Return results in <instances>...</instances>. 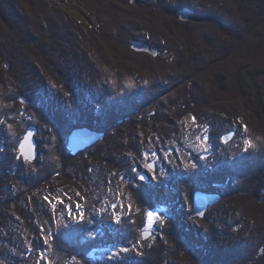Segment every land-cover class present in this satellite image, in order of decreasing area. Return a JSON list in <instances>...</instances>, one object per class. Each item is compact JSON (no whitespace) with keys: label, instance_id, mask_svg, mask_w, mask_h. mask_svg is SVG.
<instances>
[{"label":"trees","instance_id":"16d2710c","mask_svg":"<svg viewBox=\"0 0 264 264\" xmlns=\"http://www.w3.org/2000/svg\"><path fill=\"white\" fill-rule=\"evenodd\" d=\"M81 1L103 22L82 28L42 0H0V264H264V0H205L213 19L203 24L175 19L180 7L204 13L192 0ZM139 30L173 59L133 52ZM153 102L162 111L151 117ZM131 118L146 140L177 141L183 162L165 180L128 189L119 200L129 215L107 223L93 216L101 165L115 166L104 156L112 145L149 148L130 136ZM241 121L247 149L229 150L214 167L193 164L194 132L216 147V131ZM31 126L41 152L33 163L19 156ZM84 127L111 131L74 155L69 136ZM198 191L222 196L204 219L193 211ZM66 197L81 205L80 221L54 207ZM157 209L161 219L145 240Z\"/></svg>","mask_w":264,"mask_h":264},{"label":"rangeland","instance_id":"374dc122","mask_svg":"<svg viewBox=\"0 0 264 264\" xmlns=\"http://www.w3.org/2000/svg\"><path fill=\"white\" fill-rule=\"evenodd\" d=\"M42 1H44L45 3H49L50 5L54 6V8L57 9L62 15L66 16V18H68L70 21L74 22L75 24H78L82 28H91L93 25L100 23V21L102 20V19L100 20V17L97 15V13L95 12V10L91 4H85L81 0H42ZM204 1L205 0H192L191 2H192V5L194 7H197L200 11L204 12L206 9H208V4H206V2H204ZM129 2L132 6H135V7H138L139 5L144 4V3L145 4L147 3L150 7L155 6V4H156L154 0H144V2L137 3L136 5L132 4L131 0H129ZM180 8H183V7H180ZM179 9H177V10H179ZM133 10L137 11V9H133ZM138 10H141V9H138ZM177 10H176V12H177ZM176 12L174 13L175 19L180 21V22H184V21H181V20L176 18V15H175ZM199 13H201V12H199ZM201 14L206 15V16H210V15H207L205 12L201 13ZM212 19L208 20V21L200 22V23L199 22H184V23L203 24V23H207V22L212 21ZM101 22H103V20ZM134 34H135L136 38L139 40L134 39L131 41V50L133 52L145 54V55H147L153 59H156L159 56L160 57L163 56V58H166L168 61L173 59L174 54H168V53L164 54L163 53L164 51L160 50L158 47H151L150 45L149 46L151 48L158 49V51H159L158 56H153V55L146 53V52L136 51L135 49H133V46H132L133 42L134 41H142V42L146 43L145 41H148L149 36H148V34L144 33L143 31H140V30L134 32ZM147 56H144V57H147ZM152 104H153V106L150 107L152 109L149 111L150 112L149 115H151V117H152V116H157L158 113L161 114L160 112L162 111V105L161 104L155 105L154 102ZM137 120L138 119H136V121H135L134 118H133V120H132V118L130 119V122H133V127L131 128L130 136L134 135V136L140 137L142 140L145 139L143 141H145L146 143L147 142L149 143V148L147 147V145L145 146V147H147L146 149H148V150H145L146 152L144 153V151L142 152L137 146H135V144L133 145V143H131V145L128 149H125V147H122V145H120V144L114 145V146L112 145L111 153L106 154L104 157H107V159H109L112 163H114L115 166H112L110 164L111 162L108 163V165L110 164L109 166L115 171V173L113 174L110 171L111 168H109L108 166H105L107 163L105 165H101V168L103 170H101V171L99 170L98 181H97V183L94 184V185L97 184L95 186V189H97V190L100 186L99 190L97 191V193L95 195L97 201H99L100 204H99V206H96V208H95L96 210H95L93 216L94 217H96L97 215L100 216V214L102 213V214H104V216H106L105 220L104 219L103 220L107 221V223H114L117 220L118 214H120V213L122 214V210L125 212L124 214H122L124 218L129 215L130 205H129V207L128 206H126V207L122 206V204L119 200L120 196H126L125 194H129V193H127L128 189L132 190V188H134L135 186L140 185L141 182H144L145 184H148V185H153V183L151 184V181H155V178L151 177L148 181V177H147L148 172L151 173L152 170L157 169L158 170L157 175L154 174L153 176H156V177L160 176L159 178H162L165 180V178L170 174L169 173L170 170L173 169V171H174L176 168H178L177 162L178 161H180V163L183 162V158H182L183 157V152H182L183 150L181 148L178 149V147L176 146V145H178L177 141L173 144V142H171V139L167 140V138H166L165 140L163 139V141H162V139L160 138V139H157V141H155V143L157 145H159V146H157L156 144H154V142H152V140L148 141V140H146L145 137L141 136V134H140L141 132L139 133L140 127L136 123ZM124 123H125L124 121H120L117 124H118V126L122 127ZM188 124L190 125V128H191V125L194 126L196 123L194 121H190ZM233 126H234V128L231 131H225L224 132V129L221 128L220 130L216 131V134H215L216 136L220 134L221 136L219 137V140L221 139L225 144H231L226 149H223L222 141L219 142L218 143L219 145L217 144L215 147V141H213L214 139L212 137H209V135L207 133H201V136H199L198 135L199 132H198V134L196 136V134L194 132V136L189 141L190 143H192V146H193L192 151H194L196 153V154L194 153L193 155L189 156V158L192 157L193 164H196L198 167H206V168L207 167H214L218 163L219 160L223 161L226 159H230L233 156V155H231V153H229V150L239 149L240 152L241 151L243 152L245 149H247V147L250 146V142H249V140L245 139V137L243 136V132L245 129L244 128V126H245L244 121H241L240 123H238L236 125L232 124V127ZM181 127L182 126H178L177 132L180 130ZM36 128L38 129V127H36ZM84 128H88V127H84ZM78 129H82V128H78ZM89 129H91V128H89ZM91 130L97 131L94 129H91ZM43 131L48 132V130H45V129H43ZM110 131L111 130H107V133H104V134H106L108 136ZM97 132H99V131H97ZM101 133H103V132H101ZM230 133H234V135L232 136V138L229 141L226 142L225 137L228 136ZM177 135L182 136V133H180V131H179V134H177ZM42 136H44V135L42 134ZM107 136H104V138ZM116 137H118V136H116ZM124 139H126V138H124ZM41 140L45 141V138H43V139L41 138ZM182 140H183V138H182ZM102 141H104V139L100 140L99 142H102ZM115 141L117 142L116 139H115ZM160 141H162V142L165 141L164 143H170L169 146H171V147L166 148L163 146L160 148V146H161L159 144ZM68 142H69V139H68ZM68 142H67V147H68ZM99 142H97L95 145H93V146H91V147L87 148L86 150H83L79 153H83V152H86L88 149H92L93 147L98 145ZM162 142H161V144H163ZM117 143H120V141H118ZM151 143H153L152 146H151ZM37 145H38V143H37ZM103 147H106V145ZM151 147L154 150H151ZM172 147H174V148H172ZM137 148L142 155L144 153V158L142 156H140V158H137L138 156L137 157L135 156L134 151L137 150ZM215 148H216V151H215ZM68 149L74 155L79 154V153L75 154L74 152H72L69 147H68ZM107 149L110 150V147H108ZM115 149H116V151H115ZM127 150H128V152H127ZM156 150H160V152H161V155L159 156V162H157V164H158L157 167H156V164H154V161L157 158L153 157V153ZM37 151H38L37 157H39L40 153H41L39 147H37ZM214 151H215V153H214ZM223 151H225L224 154H223ZM160 152L158 151V153H160ZM19 153H20V151H19ZM237 153H238V151H237ZM108 155L111 157H109ZM221 156L225 157V158L224 159L220 158ZM193 158H195V159H193ZM169 163H173V164H169ZM150 164H151V166H149ZM153 165H155V167ZM168 166H170V169H167ZM172 174L174 175V177L178 176L175 174V172ZM143 176H146L147 179H144ZM109 177H111V178H109ZM95 182H96V180H95ZM122 184L123 185L125 184L127 186L125 188V190L123 189ZM206 193H208V192H206ZM211 194H217V193H211ZM61 196L65 197L64 195H61ZM127 196H129V195H127ZM194 196H195V194H194ZM194 196H193V211H194ZM66 199L67 200H61V201H57V202L53 203L54 207H58L61 210L62 219H66V220L70 219L71 223H75V222L80 221L82 219V216H83V212L81 211V205L75 200H72V199L69 200L67 197H66ZM221 201H222V196H221V199L219 202H221ZM217 204H215V205H217ZM214 206H212V207H214ZM212 207H210V208H212ZM210 208H208V210ZM208 210H207V212H208ZM207 212H206V214H207ZM149 213H152L153 217L150 219L149 215L147 216L146 228L142 233L143 238H144L145 233H151L149 238L152 237L153 232L156 230L155 227L157 226V222H159L161 219L160 209L151 211ZM195 216L198 217L196 214H195ZM204 218H200V219H204ZM145 240H147V239H145Z\"/></svg>","mask_w":264,"mask_h":264},{"label":"water","instance_id":"95a60500","mask_svg":"<svg viewBox=\"0 0 264 264\" xmlns=\"http://www.w3.org/2000/svg\"><path fill=\"white\" fill-rule=\"evenodd\" d=\"M144 0H131L132 4H137L143 2ZM176 18L184 21V22H204L211 20V16L202 15L201 13L197 12L196 10L183 7L177 10ZM133 49L139 52H146L153 56H158L159 51L156 48H151L148 44L142 41H134L133 42ZM38 133V129L35 126H31L28 131L24 134L23 139L19 146V156L23 157L25 160L33 163L36 161L38 156L37 151V141L36 135ZM234 133H230L228 136L225 137V141H229ZM105 134L97 131H93L89 128H82L74 130L68 142V147L71 149L72 152L78 154L79 152L86 150L87 148L95 145L100 140L104 139ZM144 179H147L146 176H143ZM221 199V196L218 194H211L202 191H198L195 193L194 196V213L199 218H204L208 208L217 204ZM151 233H145L144 238L148 239Z\"/></svg>","mask_w":264,"mask_h":264},{"label":"flooded vegetation","instance_id":"af4514ba","mask_svg":"<svg viewBox=\"0 0 264 264\" xmlns=\"http://www.w3.org/2000/svg\"><path fill=\"white\" fill-rule=\"evenodd\" d=\"M158 151L160 152V150H156V152L153 154V156L157 158V159L154 161V164H156V167H157V165H158L157 162H159V156L161 155V152L158 153ZM151 164H152V163H151ZM151 164H150L149 166H151ZM153 166L155 167V165H153ZM157 171H158V170L156 169V170H152L151 173L148 172V174H147L148 181H149V179H150L151 177H154L155 179L160 177V176H158V177L153 176L154 174L157 175ZM153 182H154V181H151V184H152Z\"/></svg>","mask_w":264,"mask_h":264},{"label":"snow or ice","instance_id":"6c2138e0","mask_svg":"<svg viewBox=\"0 0 264 264\" xmlns=\"http://www.w3.org/2000/svg\"><path fill=\"white\" fill-rule=\"evenodd\" d=\"M47 199V198H46ZM149 218L151 219L153 217V214L152 213H149ZM122 251H126V249H122Z\"/></svg>","mask_w":264,"mask_h":264},{"label":"bare ground","instance_id":"6f19581e","mask_svg":"<svg viewBox=\"0 0 264 264\" xmlns=\"http://www.w3.org/2000/svg\"><path fill=\"white\" fill-rule=\"evenodd\" d=\"M144 2V1H143ZM245 109V108H244ZM262 136V135H261ZM234 150V149H233ZM169 171V170H168ZM115 199V198H114Z\"/></svg>","mask_w":264,"mask_h":264}]
</instances>
